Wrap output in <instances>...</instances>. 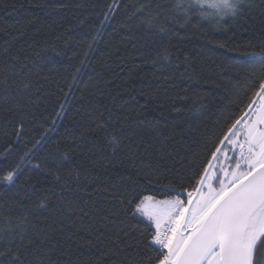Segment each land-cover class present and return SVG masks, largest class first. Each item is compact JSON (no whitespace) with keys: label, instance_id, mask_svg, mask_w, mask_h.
<instances>
[{"label":"trees","instance_id":"1","mask_svg":"<svg viewBox=\"0 0 264 264\" xmlns=\"http://www.w3.org/2000/svg\"><path fill=\"white\" fill-rule=\"evenodd\" d=\"M175 3L0 0V176L19 165L28 170L18 184L26 185L29 178L36 184L46 177L51 183L57 171L54 161L63 160L65 153L70 157L61 170L66 179L72 168L104 174L91 162H106L107 152L92 151L91 142L103 136L97 125L111 120L110 131L124 127V134H168L167 151L176 157L166 161L169 168L175 163L171 173L149 176L131 170L133 179L138 178L144 186L142 195L165 198L168 183L182 170L180 157L193 159L200 154L221 113L236 110L230 99L236 83L233 67L264 64L260 54L264 46V0H246L235 19L225 17L220 26L201 18L198 10L189 12L185 19L176 12ZM141 5L151 7L133 16ZM109 7L114 11L101 28ZM159 24L168 31L159 32ZM162 49H167L168 60L152 63ZM9 54L19 59L13 61ZM6 59L13 65L7 72L2 68ZM57 112L62 118H57ZM21 119L24 128L18 135ZM54 119L56 130L46 134ZM130 122L131 129L127 128ZM175 124L184 128L181 136L172 135ZM36 164L42 172L33 171ZM71 186L75 188L74 183ZM17 192V188L0 187V219L19 214L16 204L23 200V193ZM66 195L87 198L84 193ZM23 202L31 213L34 201ZM98 203L113 207L111 197ZM45 215L49 217L47 224H52L60 214L53 205ZM29 219L38 222L32 215ZM145 223L138 225L132 252L137 259L143 258L144 264L152 257L154 264L155 254L146 247L150 235L145 233L147 240L140 236ZM50 256L55 261L61 253L57 250Z\"/></svg>","mask_w":264,"mask_h":264},{"label":"snow or ice","instance_id":"2","mask_svg":"<svg viewBox=\"0 0 264 264\" xmlns=\"http://www.w3.org/2000/svg\"><path fill=\"white\" fill-rule=\"evenodd\" d=\"M245 4L246 0H176L174 8L185 19L198 10L201 18L220 26L225 17L235 19ZM146 7L151 5H141L133 16ZM113 11L109 7L101 28ZM171 19L177 22L175 16ZM156 27L161 33L168 31L163 24ZM260 54L264 57V46ZM9 55L13 61L19 59ZM168 58L167 49H162L152 63ZM2 68L11 71L13 65L6 59ZM233 71L236 83L230 99L236 110L221 113L200 154L193 159L180 157L182 170L168 183L163 199L142 195L144 186L138 178L133 179L131 170L149 176L171 173L175 163L169 168L166 161L176 157L167 151L168 134H124V127L110 131L111 120L97 125L103 136L91 142L92 151L107 152L106 162H91L104 174L72 168L66 179L61 175L70 161L65 153L63 160L54 161L57 171L51 183L46 177L36 184L31 178L26 185L18 184L28 170L19 165L0 176V187L17 188L23 200L34 201L31 213L22 200L16 204L18 215L0 219V245L4 246L0 264H144V259H137L132 252L141 222L146 223L140 236L147 240L145 233L150 235L146 247L155 254L154 264H264V64L234 66ZM56 116L62 118L59 112ZM52 125L46 134L56 130L55 119ZM132 126L130 122L127 128ZM19 128L18 135L24 128L22 119ZM183 132L181 125L171 126L172 135ZM33 171L42 172L41 166L34 165ZM66 193H84L87 198L72 199ZM109 197L113 207H101L98 201L107 202ZM53 205L60 215L47 224L45 213L51 212ZM57 250L61 258L53 261L50 253ZM148 264H153L152 257Z\"/></svg>","mask_w":264,"mask_h":264}]
</instances>
